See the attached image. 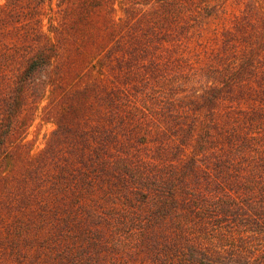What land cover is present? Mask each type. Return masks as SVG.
Here are the masks:
<instances>
[{
	"label": "trees",
	"instance_id": "1",
	"mask_svg": "<svg viewBox=\"0 0 264 264\" xmlns=\"http://www.w3.org/2000/svg\"><path fill=\"white\" fill-rule=\"evenodd\" d=\"M0 264H264V0H0Z\"/></svg>",
	"mask_w": 264,
	"mask_h": 264
},
{
	"label": "rangeland",
	"instance_id": "2",
	"mask_svg": "<svg viewBox=\"0 0 264 264\" xmlns=\"http://www.w3.org/2000/svg\"><path fill=\"white\" fill-rule=\"evenodd\" d=\"M57 0H54L56 2ZM53 124L41 123L38 120L32 127L28 140L33 142V153H39L45 146L46 140L50 133L54 130Z\"/></svg>",
	"mask_w": 264,
	"mask_h": 264
}]
</instances>
